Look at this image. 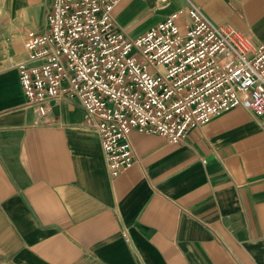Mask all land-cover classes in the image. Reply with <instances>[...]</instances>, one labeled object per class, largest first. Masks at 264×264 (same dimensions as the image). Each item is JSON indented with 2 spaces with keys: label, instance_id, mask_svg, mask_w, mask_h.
<instances>
[{
  "label": "crops",
  "instance_id": "obj_1",
  "mask_svg": "<svg viewBox=\"0 0 264 264\" xmlns=\"http://www.w3.org/2000/svg\"><path fill=\"white\" fill-rule=\"evenodd\" d=\"M47 2L14 0L0 29V264H264V119L237 107L181 145L134 133L138 162L112 177L78 107L39 125L25 106L16 64ZM192 6L264 43V0H120L114 13L141 34L182 10L186 31Z\"/></svg>",
  "mask_w": 264,
  "mask_h": 264
},
{
  "label": "built area",
  "instance_id": "obj_2",
  "mask_svg": "<svg viewBox=\"0 0 264 264\" xmlns=\"http://www.w3.org/2000/svg\"><path fill=\"white\" fill-rule=\"evenodd\" d=\"M120 0H48L43 32L30 30L16 64L37 124L71 103L95 131L118 177L138 162L133 135L183 144L188 131L246 107L264 119V43L219 26L199 6L133 36L114 13Z\"/></svg>",
  "mask_w": 264,
  "mask_h": 264
},
{
  "label": "rangeland",
  "instance_id": "obj_3",
  "mask_svg": "<svg viewBox=\"0 0 264 264\" xmlns=\"http://www.w3.org/2000/svg\"><path fill=\"white\" fill-rule=\"evenodd\" d=\"M14 0H0V29H3L4 25L6 24V19L8 18L5 14L9 10V8L12 6ZM43 15L39 14V23H43ZM131 34L133 36H136L138 34L137 31L133 30L131 31ZM9 44L3 43L2 46H0V53L3 51L6 53L9 51L10 46ZM26 49V48H25Z\"/></svg>",
  "mask_w": 264,
  "mask_h": 264
}]
</instances>
